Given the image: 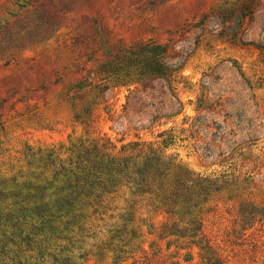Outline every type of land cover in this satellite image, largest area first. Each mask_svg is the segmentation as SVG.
Returning a JSON list of instances; mask_svg holds the SVG:
<instances>
[{
  "label": "rangeland",
  "instance_id": "rangeland-1",
  "mask_svg": "<svg viewBox=\"0 0 264 264\" xmlns=\"http://www.w3.org/2000/svg\"><path fill=\"white\" fill-rule=\"evenodd\" d=\"M263 203L264 0H0V264H264Z\"/></svg>",
  "mask_w": 264,
  "mask_h": 264
},
{
  "label": "trees",
  "instance_id": "trees-1",
  "mask_svg": "<svg viewBox=\"0 0 264 264\" xmlns=\"http://www.w3.org/2000/svg\"><path fill=\"white\" fill-rule=\"evenodd\" d=\"M140 53L144 55L143 58V69L146 72L142 81L152 80L155 78L156 81L164 78L163 71L172 70V65L169 63L167 57L165 56L164 48L158 45H149L143 48H140ZM121 54V51H120ZM122 54H130L128 51H124ZM119 55V54H117ZM117 55H114V58H117ZM122 56V55H121ZM154 154V152H152ZM162 156H153L152 158H146L142 167L135 170V173L139 176V183L144 187L148 186V180L153 178H159L157 183V188L160 189V192L164 194L161 198L162 207H165V212L171 216L178 215L179 212H185L186 214H191L193 209L198 208L197 199L203 195H210V187L215 185V183H210L208 178H202L198 175L183 173L180 177L173 180L171 189H161L162 179L166 176V164L163 162ZM223 184L220 187H215L214 191L219 192L220 190H226L227 192H232V187L228 185L227 182L222 181ZM163 183V182H162ZM205 202V201H204ZM242 204L246 203L241 201ZM250 203L247 202V205ZM245 205V204H244ZM248 208V206L246 207ZM250 211L247 214L256 213L257 210L253 207L249 208ZM201 212V210H198ZM257 214H262L264 216V203L261 207V211ZM191 222V221H190ZM196 222L195 220L192 221ZM196 229H201V222L197 224ZM213 257H209L206 260V264H218L217 261H212Z\"/></svg>",
  "mask_w": 264,
  "mask_h": 264
}]
</instances>
